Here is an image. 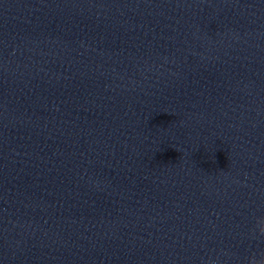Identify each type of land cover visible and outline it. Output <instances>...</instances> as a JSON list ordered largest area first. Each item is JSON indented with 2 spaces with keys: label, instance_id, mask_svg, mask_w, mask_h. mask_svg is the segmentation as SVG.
<instances>
[{
  "label": "clouds",
  "instance_id": "obj_1",
  "mask_svg": "<svg viewBox=\"0 0 264 264\" xmlns=\"http://www.w3.org/2000/svg\"><path fill=\"white\" fill-rule=\"evenodd\" d=\"M261 235H264V228L259 230ZM248 264H264V252H261L259 258H257L256 254H253L249 257Z\"/></svg>",
  "mask_w": 264,
  "mask_h": 264
}]
</instances>
